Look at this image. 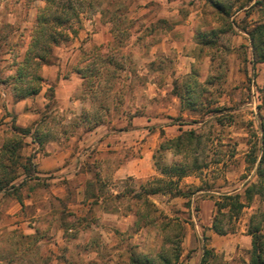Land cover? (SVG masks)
I'll use <instances>...</instances> for the list:
<instances>
[{"label": "rangeland", "instance_id": "374dc122", "mask_svg": "<svg viewBox=\"0 0 264 264\" xmlns=\"http://www.w3.org/2000/svg\"><path fill=\"white\" fill-rule=\"evenodd\" d=\"M257 1L224 0L230 15L221 19L205 0H84L76 9L78 18L70 21V39L53 48V60L39 71L43 80L38 94L18 104L12 98L14 107L8 111L2 92L6 89L11 95L10 86L0 83V146L5 128L28 114L46 123V144L41 150L27 143L19 151V162L29 158L37 171L35 159L47 150H62L68 153L66 158H75L66 173H32L19 188V196L30 194L33 203V207L23 206L20 216L35 221V231L26 236L22 228L0 233V264H129L131 258L155 257L172 247L164 236L173 232L158 226L170 218H177L182 226L177 264H200L204 250L213 257L203 264L248 263V219L252 212L264 210V199L254 197L233 223V231L212 242L209 227L217 196L242 193L256 181V164H248L247 159L260 157L264 63H253L246 33L264 22V5ZM43 5V0H0V81L14 75ZM186 20L195 21L199 32L190 36L187 51L194 43L193 48L202 49L200 68L209 70L205 80L211 83L205 86L202 106L170 118L160 111L168 98H149L148 83L155 66L160 67L161 82L171 70V59L156 63L160 46H165L166 31ZM200 33L213 40L212 47L199 44ZM204 53L211 58L208 67ZM72 76L79 80L70 81ZM60 79L69 83L59 90ZM99 120L97 132L107 138L100 149L86 138L92 130L88 128ZM173 124L183 125V131L193 130L196 137L181 151L167 148L156 158L167 165H188V174L177 186L193 193L188 197L150 195L147 199L153 206L145 212L135 195L161 175L153 156L140 158L139 143L132 144L129 137L126 145L127 139L121 142L120 138L123 130L134 126L142 128V144L153 133L159 134L155 154L161 143L183 132L162 129ZM84 137L86 141L78 143ZM24 140L29 142L27 137ZM123 167L129 171L115 175ZM138 210L146 216L137 217Z\"/></svg>", "mask_w": 264, "mask_h": 264}, {"label": "trees", "instance_id": "16d2710c", "mask_svg": "<svg viewBox=\"0 0 264 264\" xmlns=\"http://www.w3.org/2000/svg\"><path fill=\"white\" fill-rule=\"evenodd\" d=\"M43 7L39 8L35 16L34 24L30 29L29 42L22 58L15 64V73L0 83L3 86H10L11 96L14 100H23L39 93L41 89L42 76L39 71L43 65H48L53 60V48L57 47L70 39V21L78 18L76 9L82 6L84 0H43ZM221 17L226 18L230 15V8L224 4V0H205ZM258 4L264 5V0L257 1ZM210 34L215 36V31L211 30ZM251 56L253 63H264V22L257 23L247 32ZM202 46L209 48L213 46V40L207 39L206 33H200ZM202 51V49H200ZM81 78L80 70H76ZM211 80L201 82L199 75L195 70L183 78L172 81L170 94L176 96L180 102V110L194 111L203 105V93L206 91L205 86L210 84ZM264 87V74H263ZM101 121H95L94 125L88 130L93 129ZM260 137L258 139L260 157L253 156L247 159V163L255 165L256 181L246 186L242 193H224L220 194L214 200L215 212L211 219L209 229L218 235H224L233 231V223L238 220L242 210L248 207L254 197L258 196L264 199V116L259 121ZM48 130L46 123L39 120L24 128L11 124L3 131V142L0 146V192L4 195L11 196L19 202L21 198L18 194L19 188L24 184L26 179H30L35 169L31 165L29 158H24V162H19V151L27 146L24 138L29 137L31 143L43 150L46 144L45 137ZM195 132L186 130L174 138L168 139L161 143L153 160L156 170L161 178H153L147 185L140 188V192L135 195V199L140 201L145 212L149 211L148 196L154 194H170L172 197H188L193 192L181 190L177 186L180 178L186 176L189 172V166L186 164L172 163L163 164L156 158L161 150L173 148L175 152L181 151L189 146L194 140ZM254 148H256L254 146ZM19 182H16L18 178ZM197 190V189H196ZM195 190V191H196ZM142 210V209H141ZM144 211L138 210L136 216L143 218L146 216ZM160 230L173 232L172 236L166 234L165 242H169L172 247L163 249L155 257L145 255L141 259H130L129 264H177L179 259V242L182 238V226L177 218H170L162 221L159 225ZM264 210L254 211L251 213L246 234L250 236L249 261L247 264H264ZM207 257H213L210 250H204L200 264L207 261Z\"/></svg>", "mask_w": 264, "mask_h": 264}, {"label": "crops", "instance_id": "0c3cea01", "mask_svg": "<svg viewBox=\"0 0 264 264\" xmlns=\"http://www.w3.org/2000/svg\"><path fill=\"white\" fill-rule=\"evenodd\" d=\"M195 26V21H184L179 25H175L174 27H172L171 29H169V31H166V35L162 41L163 45L165 46H160V61L157 60V64L159 62H169V59H171L172 61V67L171 70L167 73V76L165 77V79L161 82L160 78H159V74L161 73L160 71V67H156L155 66V71L154 69H152L151 71V78L149 80V87L151 88V92L149 94V98H160V97H165L168 98V102L166 107H160V111H164L166 116H169L170 118L176 117L177 115H182L185 116V113H183L180 110V102L179 99L170 94L169 91L167 90V88L172 87V81L175 79H181L183 78V76L189 74L191 72V70H195L198 75H199V80L201 82H204L205 79L207 78V75L209 74V70L207 69L206 71H203L202 68H200L201 64H200V60L201 57H199V53L200 51L197 48H193L196 47L197 44L194 43V46H192L191 48V52H188L187 49L189 47V45L191 44V39L190 36L194 33H197L198 31L196 30ZM199 33V32H198ZM246 36L248 38V35L246 33ZM248 43L247 46H249V50L251 53V48H250V42H249V38H248ZM169 47V48H167ZM171 47V48H170ZM159 49V46L157 44L156 46V50ZM196 49V50H194ZM155 50V51H156ZM158 51V50H157ZM203 55H205V59H206V65L207 67L210 64V57L207 56L208 53H204ZM207 56V57H206ZM172 57V58H170ZM203 57V58H204ZM73 78L70 79V81H74V79H78L76 78V76H72ZM75 77V78H74ZM79 80V79H78ZM69 83V80L67 79H60L59 81V86L58 89L60 90L61 88H66L67 85ZM2 87H4L1 84ZM160 86H165V88L161 89ZM4 92H2V95L6 97V106H7V110L11 111L12 107H14V103L12 100L11 95L7 92V90H3ZM60 92V91H59ZM58 93V92H57ZM61 93V92H60ZM66 95H68V92H66ZM58 96V94H57ZM60 98H63L62 95ZM162 99V98H161ZM164 99V98H163ZM25 100V99H23ZM23 100H16L18 104ZM135 107H138L141 109L140 106H138L137 104H135ZM27 118H21V122L19 120V123L17 122V124H15L17 127H27V126H31L32 124H34L36 121L35 119L31 116V115H25ZM9 119V117H5L3 119L5 125L7 123V120ZM152 120V119H150ZM155 120H157L155 118ZM137 125V124H135ZM183 125L181 124H173V125H167V126H163L162 129L169 131L170 129L172 131L176 133L181 132L184 130V128H182ZM7 128V127H6ZM5 128V129H6ZM99 127H95L94 129H92L91 131H89L88 135H87V140H91L93 139V142L95 144L98 143V149H100V146L103 145V143H105V141H107L104 136L101 138L102 134H100V132L98 130ZM142 130L141 127L139 126H134L133 128H129L127 130H123V133L127 136L120 135L117 134L116 137L121 139V142L123 139H127L126 140V145H129L128 143H130L131 141L129 140V137H132V144H136L139 143L141 146L140 149V154L141 157L140 158H152L153 156V150L154 147L156 146V138L159 136V134H152L150 136L147 137V140H145L142 144V137H139V132ZM159 131V130H158ZM130 133V134H129ZM115 136V135H114ZM171 137H173V135H171ZM29 140V142L27 143H31L30 138L27 137ZM86 138L84 137L82 140H78V143H83V141H86ZM139 139L138 141H136V139ZM101 140V141H100ZM120 142V143H121ZM32 145H36L35 143H31ZM37 146V145H36ZM122 147V146H121ZM117 148V147H116ZM68 156V153H65L62 150H57L55 152H51L49 150H47L46 154H44L41 157H38L35 159V165H36V169L37 171L35 173H37V175L40 176H49L50 174L53 173V175L58 174L61 175L63 173H66L65 171H68V168L71 166L72 161H75V158H66ZM67 159L70 160V164H66ZM128 167V166H126ZM123 167L122 169L119 168L118 170H116L115 175H121V171L127 172L129 171L128 168ZM139 169H141V166H138ZM72 171V170H70ZM20 178V177H19ZM58 196H61L62 194H57ZM21 201L19 202L17 199H14L11 196H7L4 195V192L1 191L0 192V216H4V220L0 219V233H2L4 230L10 231L13 229H19L22 228V234L24 236L26 235H30L32 233H34L35 229L33 228V225L36 224L35 221H30L31 219L26 217L24 218L22 215L20 216V210L21 208L24 206L26 207H33V203L32 200L30 199V194H27L25 196H21ZM35 211L39 212L40 209L39 208H35ZM220 235L214 233L212 230H210L209 232V237L211 238V242L216 240Z\"/></svg>", "mask_w": 264, "mask_h": 264}]
</instances>
